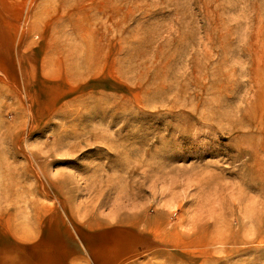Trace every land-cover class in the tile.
<instances>
[{
	"label": "rangeland",
	"instance_id": "374dc122",
	"mask_svg": "<svg viewBox=\"0 0 264 264\" xmlns=\"http://www.w3.org/2000/svg\"><path fill=\"white\" fill-rule=\"evenodd\" d=\"M19 4L20 58L46 55L58 101L38 121L36 86L0 75V203L139 225L132 264H264V0Z\"/></svg>",
	"mask_w": 264,
	"mask_h": 264
},
{
	"label": "crops",
	"instance_id": "0c3cea01",
	"mask_svg": "<svg viewBox=\"0 0 264 264\" xmlns=\"http://www.w3.org/2000/svg\"><path fill=\"white\" fill-rule=\"evenodd\" d=\"M19 10V0H0V75L16 86L21 72L28 91L36 86L29 101L36 106V120L46 122L50 113L46 105L54 106L58 99L46 101V55L20 58ZM29 11L32 28L37 24L39 32L46 33V2ZM75 57L76 52L68 54L71 64H77ZM25 71L30 73L27 79ZM4 209L11 212L0 213V264H132L148 251V237L139 225L76 227L50 201L22 203L21 207L0 203V210Z\"/></svg>",
	"mask_w": 264,
	"mask_h": 264
},
{
	"label": "bare ground",
	"instance_id": "6f19581e",
	"mask_svg": "<svg viewBox=\"0 0 264 264\" xmlns=\"http://www.w3.org/2000/svg\"><path fill=\"white\" fill-rule=\"evenodd\" d=\"M188 229V228H187ZM189 231V230H188Z\"/></svg>",
	"mask_w": 264,
	"mask_h": 264
}]
</instances>
